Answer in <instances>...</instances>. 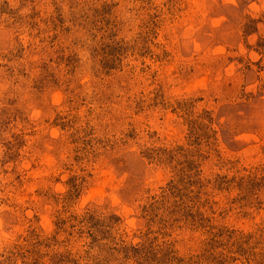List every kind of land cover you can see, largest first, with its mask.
I'll list each match as a JSON object with an SVG mask.
<instances>
[{
    "label": "rangeland",
    "instance_id": "rangeland-1",
    "mask_svg": "<svg viewBox=\"0 0 264 264\" xmlns=\"http://www.w3.org/2000/svg\"><path fill=\"white\" fill-rule=\"evenodd\" d=\"M0 264H264V0H0Z\"/></svg>",
    "mask_w": 264,
    "mask_h": 264
}]
</instances>
